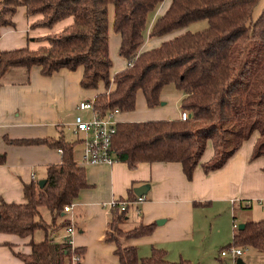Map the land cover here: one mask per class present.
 Returning a JSON list of instances; mask_svg holds the SVG:
<instances>
[{"label":"trees","instance_id":"16d2710c","mask_svg":"<svg viewBox=\"0 0 264 264\" xmlns=\"http://www.w3.org/2000/svg\"><path fill=\"white\" fill-rule=\"evenodd\" d=\"M164 1L0 0V27H14L12 18L19 7L26 8L29 18H38L31 29L54 28L73 18L61 31L36 38L46 44L0 51V78L11 66L38 65L45 75L83 67V88L98 89L104 84V90L94 97L95 110L101 116L113 108L135 110L139 91L150 108L157 107L165 88L174 85L183 94L180 108L188 112L187 119L118 122L112 149L118 162L130 168L140 163H177L191 180L208 142L213 155L202 165L206 174L221 169L253 133L258 137L251 160L264 159V8L252 22L257 0H171L166 13L150 23V16ZM111 5L114 31L121 36L119 54L129 63L113 76ZM199 21H206L207 27L187 30ZM167 35L171 37L158 47L143 50L147 38ZM78 141L64 136L56 140L8 139L18 145L47 142L62 149V164L48 168L43 188L39 183L26 184L24 203H0V233L27 238L41 230L45 235L39 243L31 241L30 254H17L23 264H71L67 261L71 245L65 240L56 242L52 234L70 226L65 207L73 205L89 187L85 168L74 158ZM42 208L49 211L50 224L43 218ZM114 211L112 230L126 240L146 238L156 230V224H141L123 232L118 224L124 221L125 212ZM244 225L242 230L234 229L228 247H250L264 253V221ZM110 239L119 264H191L184 259L170 262L167 251L158 247L152 248L150 256L140 257L136 246Z\"/></svg>","mask_w":264,"mask_h":264},{"label":"crops","instance_id":"0c3cea01","mask_svg":"<svg viewBox=\"0 0 264 264\" xmlns=\"http://www.w3.org/2000/svg\"><path fill=\"white\" fill-rule=\"evenodd\" d=\"M167 8L161 14L157 11L152 22L164 15ZM37 19L29 18L26 8L19 7L12 18L14 27H0V51L28 45L38 47L35 44L42 41H36V38L48 33L40 28L31 29ZM170 37L147 38L143 50L156 48ZM117 38L114 49L117 45L119 52L121 36L117 34ZM111 52L115 53L110 46L113 57ZM121 62L120 70L129 64L122 56ZM117 72L114 71L112 76ZM83 73V67H79L76 70L62 68L52 75H45L42 67L35 65L30 68L11 66L1 76L0 203H24V186L45 180L49 167L62 164L59 147L47 142L18 145L9 143L8 139L56 140L64 136L70 141L79 140L74 158L79 166L85 168L89 183V187L74 202L72 212L64 215L76 231L73 248L83 252L79 264H119L114 256L115 245L110 241L116 212L109 207V203L113 200L133 201L138 197L134 190L145 185L150 188L143 196L145 201L128 207L121 227L132 230L141 224H156V230L149 237L132 239L124 245L136 246L140 257H148L145 252L140 253L143 245L148 244L151 251L153 247L165 249L170 262L184 259L191 264H232L228 257L215 258L206 251L202 252L195 243L204 220L218 233L222 232L219 226L223 225L226 241L232 238L234 232L231 220H235L237 226L250 221H264V159L251 160L257 133L244 141L221 169L206 174L202 165L209 162L213 155V147L208 142L191 180L185 178L177 163H140L135 168L123 162L82 165L83 142L79 137L75 139L71 136L77 107L81 100L94 99L105 88L103 83L98 89L83 88ZM182 96L179 90L164 91L161 105L150 108L144 93L139 91L136 109L120 112L116 116L117 121L179 118ZM78 150L79 161L76 158ZM45 221L48 224L51 222ZM159 221L164 223L158 225ZM52 235L56 239L64 238L66 231L61 229ZM44 236L41 230L27 238L0 233V264H23L17 254H30L31 241L39 243ZM247 249L264 259V253L250 247Z\"/></svg>","mask_w":264,"mask_h":264},{"label":"built area","instance_id":"2783aa9c","mask_svg":"<svg viewBox=\"0 0 264 264\" xmlns=\"http://www.w3.org/2000/svg\"><path fill=\"white\" fill-rule=\"evenodd\" d=\"M78 113L73 122V131L83 142L82 165H98L107 164L113 165L118 162L116 153L112 149L113 136L117 132L116 116L121 112L119 108L111 109L105 116L99 115L95 110L94 99H83L80 101ZM188 117L186 110H181L179 118L185 120ZM62 153V149L58 148ZM144 197H136L131 200H113L109 203V207L113 210H119L124 213L128 207L133 204L143 203ZM73 210V205L65 207V213H70ZM237 224L233 222V229H237ZM66 236L64 238H55L56 242L66 241L71 245V254L67 261L71 264H79L82 261V255L78 253L72 246L73 236L76 231L73 226H68L65 229ZM242 249L237 246H230L221 251V257H228L232 264H237V260L242 256Z\"/></svg>","mask_w":264,"mask_h":264},{"label":"rangeland","instance_id":"374dc122","mask_svg":"<svg viewBox=\"0 0 264 264\" xmlns=\"http://www.w3.org/2000/svg\"><path fill=\"white\" fill-rule=\"evenodd\" d=\"M170 3H171V0H165L164 3L158 9L159 13L160 14L163 13L166 10L167 6L170 5ZM263 8H264V0H257L256 5H255L254 10H253L252 18H251L252 22L258 18V16L262 12ZM155 16H156V14L150 16V23L152 22V20ZM109 20H110L109 44L111 46V50L115 51V53L111 52L113 55V57L111 56L112 61H113V69L111 70V74H113L114 71L117 72L122 67L121 56L118 52L117 45L115 46V49H114L115 40L118 38H117V34L115 33L114 27H113V22H114V6L113 5H111L109 7ZM72 22H73V18H68L64 21L58 22L54 26V28H40V29L44 33L59 32L63 28L72 24ZM206 27H207L206 21H199V22H195V23H192L191 25H189L187 30L194 32V31L202 30L203 28H206ZM40 29H38V30H40ZM176 34H178V33H176ZM42 44H46V42L38 43L35 45L39 47V45H42ZM165 91L176 92V91H178V89H176L175 86L171 84L165 88ZM71 136L75 139L76 138L78 139V137H79L76 133H72ZM76 158L78 161L80 160V151L79 150H78V153L76 154ZM41 211H42V215L45 218V220L51 221L49 211L46 208H42ZM207 222L208 221L204 220L203 224L200 226L198 233H197L198 234V240H197V243H195V244L200 250H202V252L206 251L210 255H213L215 258H217L218 256L221 257L220 256L221 251L232 244V238L227 240V241L225 240L226 236H224V234H223V225L219 226V228L222 229V232L218 233L216 228L211 229L210 223H207ZM234 222L237 223L235 220H234ZM230 225H231V228H233V220L230 221ZM118 229L122 230L123 232L130 231V230H126V228H124V227H121V223L118 224ZM112 238H113V240H116V241L120 242L121 244H124V242L126 243L129 241V240H126L125 236L118 233V231L116 229L113 230ZM170 246H176V245H170ZM240 248L242 249V253H243L241 256L242 258L240 257V259H242L244 262L249 263V264L250 263L264 264V259L262 257H259L256 254H254L253 251H251L250 249H247L246 247L245 248L240 247ZM144 252H145V254H147L149 256L151 253V246L148 244L143 245V247L140 249V253L142 254Z\"/></svg>","mask_w":264,"mask_h":264},{"label":"water","instance_id":"95a60500","mask_svg":"<svg viewBox=\"0 0 264 264\" xmlns=\"http://www.w3.org/2000/svg\"><path fill=\"white\" fill-rule=\"evenodd\" d=\"M45 184H46V180H41L39 182L40 188H43ZM149 189H150L149 186L148 185L147 186L145 185V186H141L139 188H136L134 190V192H135L136 196L143 197V196H145L148 193V190ZM163 223H164V221L157 222L158 225H162ZM244 226H245L244 224H241V225L238 226V229L239 230H242L244 228ZM237 264H244V263L241 261V259H238L237 260Z\"/></svg>","mask_w":264,"mask_h":264}]
</instances>
